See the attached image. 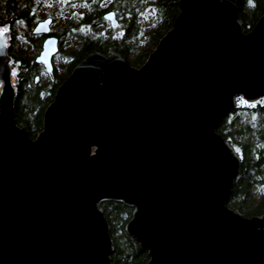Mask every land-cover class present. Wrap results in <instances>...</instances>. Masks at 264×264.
<instances>
[{
  "label": "water",
  "instance_id": "95a60500",
  "mask_svg": "<svg viewBox=\"0 0 264 264\" xmlns=\"http://www.w3.org/2000/svg\"><path fill=\"white\" fill-rule=\"evenodd\" d=\"M7 35L0 31V264H111L99 206L108 200L132 208L124 228L146 264H264V214L228 207L239 157L217 132L235 96H264V11L243 32L236 0H181L139 67L118 52L83 57L35 138L14 116ZM56 50L57 39L45 38L36 61L50 71Z\"/></svg>",
  "mask_w": 264,
  "mask_h": 264
},
{
  "label": "trees",
  "instance_id": "16d2710c",
  "mask_svg": "<svg viewBox=\"0 0 264 264\" xmlns=\"http://www.w3.org/2000/svg\"><path fill=\"white\" fill-rule=\"evenodd\" d=\"M170 0H163L160 3V11L161 14L163 15V9H166L165 7L169 5ZM178 3V6L174 12L173 18L168 20V22H163L161 26L158 28L162 27L159 29V31L156 34V39L153 42V44H157L160 37L167 31L169 30L172 25H173V20L175 16L179 12V7H180V1L181 0H176ZM237 2V12H238V17L241 22V29L243 32L249 31L254 23L257 21V19L260 17V15L264 11V0H251V3L249 0H236ZM38 4L37 0H0V29L1 28H8L11 33L13 34L12 36V43L11 46L8 47L9 52H11L13 55H16V52L13 49V43H14V31L13 27L14 24L16 23V20L19 17H24L26 19H30L31 17L28 16L30 10L32 9L33 6H36ZM134 20L136 21V15H134ZM132 22L133 19L129 20V28L131 30H134L132 27ZM137 24V21H136ZM156 28L155 30H157ZM128 29V30H130ZM153 31H151L152 33ZM135 33H137V30H135ZM135 33L132 35L133 38L135 36ZM150 33V34H151ZM127 35H129L127 33ZM126 35V36H127ZM132 38V39H133ZM129 41L131 40V37L126 38V40ZM87 43V44H86ZM84 43L85 46V53L79 56L75 61L70 63V66L68 70L73 69V67L76 65L79 60H81L83 57H85L88 53H90L93 50H99L101 52H104L106 54H111L113 51H116L120 53L123 56H127L128 49L127 45L125 44V41H119V42H111L108 41L106 43H103L102 45H98L95 47H91L92 43L94 42H86ZM132 44V43H131ZM133 45V44H132ZM131 45V46H132ZM130 48V47H129ZM150 49H148L145 53L142 55H137L135 57V62L137 63V66H140L145 59L147 58V55L150 53ZM8 52V51H7ZM34 65L30 64L28 59L26 57H23V65H22V74H23V83L18 84V93L17 96H22L24 100V105L28 107L29 109H26L24 112L26 114L17 117V113L15 112V119L16 123H18L20 126L25 127L29 133V135H35L34 131H40L42 128V116L36 121L33 119H30L28 116L29 111H34L36 104L38 100L43 102V108L45 109L47 105L52 101L53 97V89L52 87L49 88V84L45 85L43 89L45 91L51 90V95L47 97L45 100H41L40 98L34 97L30 100H27L28 96L24 95V90H26L25 84L28 82H32V75L35 71ZM63 77L57 81V83L61 82ZM55 87V86H54ZM36 96V95H35ZM237 99L235 106L233 109L219 122L217 126V132L226 139L229 144L231 145L232 149L234 151L235 148L233 146V139H237L236 141L241 144L243 148V159H239V167L236 176L234 177L233 185L230 190V195L228 197L227 205L232 207L233 209H238L244 213L246 217L254 216V215H262L264 214V192L261 195V198L259 201H256L255 206H252V203L255 202V200L251 199V191L254 187H257L260 184L264 185V171H261L262 167L264 166V128L259 131L257 139L255 137H249V139L244 140L242 136L239 135V131L241 128H248L250 127L254 120V114H257L256 111H264V96L259 101H253V102H247L245 101L244 104H240L239 100L241 99V96L237 95L235 96ZM30 101V102H29ZM254 105V106H252ZM43 109V110H44ZM234 117V118H240L244 116H251L252 122H243V120L239 121L240 123L243 122L244 125L239 129H233L232 130V125H233V120L229 119L228 117ZM264 120V117L262 118ZM239 123V124H240ZM257 140L263 141L261 144L257 145ZM245 141L249 142L251 145H244ZM259 143V142H258ZM252 144H256L259 147H262V149L259 151L260 157L258 160H253L251 158V151L255 150L256 147ZM262 145V146H261ZM237 152V151H236ZM238 153V152H237ZM239 157V154H238ZM246 157V158H245ZM99 206L103 210V213L108 221L109 228H110V235L113 241V250L110 255L111 259V264H146L148 260V255L146 252H144L138 242L129 235L125 231V224L129 221V219L132 216V208L122 201H102ZM120 229L123 231V234L126 236L125 238L128 240L126 249L127 251L122 252L119 250L118 246V239L113 235L116 232V230Z\"/></svg>",
  "mask_w": 264,
  "mask_h": 264
},
{
  "label": "rangeland",
  "instance_id": "374dc122",
  "mask_svg": "<svg viewBox=\"0 0 264 264\" xmlns=\"http://www.w3.org/2000/svg\"><path fill=\"white\" fill-rule=\"evenodd\" d=\"M38 4L36 6H33L32 9L29 12V15L31 18L30 19H26L25 20H16V24H14L13 27V31L15 33L16 30H19L21 28V25L23 26V30L20 35H19V40L14 41L13 43V49H15L14 51L17 53H22L24 51V53L28 54L31 50V53H35L37 51V48L39 46V37L35 36L34 41L32 42V46H27L22 44V39H28L31 38L32 40V34L27 32L25 25L29 24L31 21H33L35 18H40V17H44L47 16L49 14H53L56 18V24L53 27V32H55L56 34L60 35L62 29H63V25L61 24H66V21L69 19L70 14H75V18L72 20V25L70 26V29L68 30V34L70 35L71 29L74 30V24L76 22V18L78 16V13L80 14V10H81V6L78 4H72L71 6H65L64 0H37ZM163 0H142L139 7L136 9L135 15H136V21L133 19L132 22V27L134 30H129L128 34L126 36V38L131 37V40L129 44H127V49L129 50L127 53V56H123L126 61L135 67H139L137 66V63L134 61L135 57L137 55H142L143 53H145L148 49H150L149 52H151L156 44H153V42L156 39V34L159 31L160 28H158L159 26H161V24L163 22H168V20H170L171 18H173L174 16V12L178 6V3L176 0H170L168 3L169 5L166 6V9H163V15L161 14L160 11V3ZM36 8L38 9L37 12L35 13V15L33 14V12L36 10ZM70 8L72 10H70ZM77 10V12L71 13L73 10ZM166 20V21H165ZM156 28H158L157 30H155ZM1 29H8V28H1ZM26 29V30H25ZM135 30H137V33H135ZM151 31H153L151 33ZM103 33L106 34V31L103 30ZM135 33V36L133 38V34ZM151 33V34H150ZM68 34L66 35V37L64 36L62 38V48H63V52H66V54L69 51H72L75 45V40L72 39L70 36H68ZM91 34L93 37H95L96 34V29L92 27L91 29ZM13 36V34H12ZM133 38V39H132ZM129 40V39H128ZM128 40H126L125 42H129ZM87 44V43H86ZM132 45V46H131ZM24 46V47H23ZM98 46L97 42L92 43L91 47H95ZM130 47V48H129ZM63 52L58 55L55 58V61L58 63H61L62 58H63ZM116 52V51H113ZM85 53V48H82L81 50L77 51V53L75 54V56L68 58V62L64 65L63 67V74L62 76L65 74L66 70L69 68L71 61H74L75 59H77L79 56H81L82 54ZM61 74V73H60ZM61 76V77H62ZM61 77L59 79H61ZM14 78H12L13 80ZM0 89H1V85H0ZM49 92V90L47 91ZM262 98V97H260ZM241 99H243L244 101H246L242 96ZM259 99V98H258ZM256 99V100H258ZM43 100V99H41ZM254 100V101H256ZM261 99H259L260 101ZM237 99L235 98V104H236ZM247 102H253V101H247ZM14 106V110L17 113V117L19 118V116H22L24 114H26L25 108H24V100L22 98V96H18L13 103ZM43 102L38 100L36 107L34 109V112L30 113L28 116L30 119L33 120H38L41 116L43 117ZM257 114H254L255 120L251 117V116H244V117H240V118H234L229 116V119L233 120V125H232V130L233 129H237L239 127V129L244 125L243 122H252V119L254 120L253 124L248 127V128H241L239 131V135L243 137L244 140L249 139V137H255V139H257L258 137V133L260 130H262L264 128V120H262V118L264 117V111H256ZM19 115V116H18ZM243 120V122H239ZM240 123V124H239ZM18 124V123H17ZM19 125V124H18ZM20 126V125H19ZM35 135L31 134L32 138H35V136L37 135L38 131H34ZM264 135V133H262ZM237 139H233V146L235 148V150L237 151V149H239V151H234L237 153V155L239 154V159H243L245 156V154H243V148L241 146V144H239L238 141H236ZM257 145L261 144L263 141H259L257 140ZM244 145H251L249 144V142L245 141ZM253 147L255 146L256 149L253 151H251V158L253 160H258L260 157V153L259 151L262 149V147L257 146L256 144H252ZM264 151V150H263ZM246 158V157H245ZM261 171H264V166L262 167ZM264 192V185L260 184L257 187H254L251 191V199L255 200V202L252 203V206H255L256 201H259L261 198L262 193ZM229 208L233 209L232 207L228 206ZM237 210L240 214L244 213L238 209ZM255 216V215H254ZM116 237L118 239V246H119V250H121L122 252L127 251L126 249V245L128 240L125 238L126 236L123 234V231H121L120 229L116 230V232L114 233L113 237ZM145 252V251H144Z\"/></svg>",
  "mask_w": 264,
  "mask_h": 264
},
{
  "label": "flooded vegetation",
  "instance_id": "af4514ba",
  "mask_svg": "<svg viewBox=\"0 0 264 264\" xmlns=\"http://www.w3.org/2000/svg\"><path fill=\"white\" fill-rule=\"evenodd\" d=\"M64 5L71 6L72 4H78L81 6L80 14L78 13V16L76 18V22L74 24V30L71 29L70 35L67 33L70 29V26L72 25V20L75 18V14H70L69 19L66 21V24L63 25V29L60 33V35L53 32V27L57 25L56 18L53 14H49L44 17L35 18L33 21H31L29 24L25 25V30L32 34V40L31 38L22 39V44L27 46H32V42L36 37H39V46L37 48V51L35 53H31V51L26 54L24 51L22 53H17L16 55H13L11 52H9L8 47L11 46L12 43V33L9 29H7L8 35H7V51L10 56V76H11V82L14 87V100L16 99L17 93H18V84L23 83V74H22V65H23V57H26L30 64L34 65V73L32 75L33 79L32 82H27L25 84L26 90H24V95H27V100H30L34 97L40 98V99H47L48 96L51 95V90L49 92L45 91L43 87L47 84H49V88L52 87L54 93L53 97L55 95L56 89L58 85L70 74L71 70H66L64 73L63 67L64 65L69 61L68 58L75 56L77 51L81 50L82 48H85L84 43L86 42H97L98 45H102L103 43H106L108 41L119 42V41H126V35L128 33L129 27V20L131 18L134 19V15L136 12V9L139 7L142 0H64ZM36 10L33 12H37ZM70 10H72L70 8ZM77 12V10H73L71 13ZM106 13H113L114 20L116 21V24L113 25L111 19H106L105 14ZM51 18L50 23V30L48 33H34L33 29L34 26L38 21H41L45 18ZM18 20H25L24 17H19ZM16 24V23H15ZM96 29L95 37L91 34V29ZM103 30L106 31V34L103 33ZM24 31L23 26L21 25V28L19 30L15 31L14 35V41L16 39L19 40L20 33ZM34 34V35H33ZM68 34L72 39L75 40V45L72 51H69L67 54L66 52H63L62 48V38ZM41 36V37H40ZM52 36L57 39V50L56 52L51 56V70L48 71L46 69V66L42 62L36 61V56L39 54L44 39ZM129 41V40H128ZM129 42H125V44H129ZM14 47V46H13ZM24 47V46H23ZM93 51H99L93 50ZM91 51V52H93ZM63 52V58L61 63H58L55 61V58L60 55ZM104 53V52H103ZM113 53V52H112ZM106 54V53H105ZM109 55V54H107ZM75 61V60H74ZM80 61V60H79ZM73 61H71L72 63ZM78 63V62H77ZM76 63V64H77ZM74 68V67H73ZM61 73V74H60ZM63 77L62 81L57 83L59 81L60 77ZM12 78H14L12 80ZM55 86V87H54ZM36 95V96H35ZM30 102V101H29ZM30 103H28V107L24 105L25 110L29 109ZM14 110V106H13ZM45 110V109H44ZM34 111H29L28 115ZM14 116H15V110H14Z\"/></svg>",
  "mask_w": 264,
  "mask_h": 264
},
{
  "label": "snow or ice",
  "instance_id": "6c2138e0",
  "mask_svg": "<svg viewBox=\"0 0 264 264\" xmlns=\"http://www.w3.org/2000/svg\"><path fill=\"white\" fill-rule=\"evenodd\" d=\"M249 2L251 3V0H249ZM111 18V16H109V17H106V19H110ZM44 27V25H41V28H43ZM40 29L38 28L37 29V31H39ZM0 31H7V29H3V30H0ZM49 43H51V42H49ZM239 103L240 104H244L245 103V101L243 100V99H240L239 100ZM252 106H254V105H252ZM237 151H239V149H237Z\"/></svg>",
  "mask_w": 264,
  "mask_h": 264
},
{
  "label": "bare ground",
  "instance_id": "6f19581e",
  "mask_svg": "<svg viewBox=\"0 0 264 264\" xmlns=\"http://www.w3.org/2000/svg\"><path fill=\"white\" fill-rule=\"evenodd\" d=\"M33 29V28H32ZM34 35V34H33ZM41 37V36H40ZM42 44V43H41ZM41 51V50H40ZM52 59V58H51Z\"/></svg>",
  "mask_w": 264,
  "mask_h": 264
}]
</instances>
